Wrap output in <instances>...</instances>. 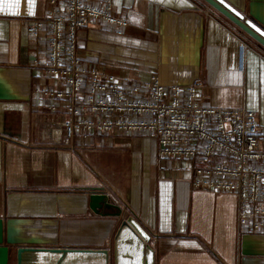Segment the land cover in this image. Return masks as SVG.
Masks as SVG:
<instances>
[{
  "label": "crops",
  "instance_id": "0c3cea01",
  "mask_svg": "<svg viewBox=\"0 0 264 264\" xmlns=\"http://www.w3.org/2000/svg\"><path fill=\"white\" fill-rule=\"evenodd\" d=\"M264 31V0H217ZM103 0L98 1L102 5ZM129 25L119 34L94 23L79 33L83 64L124 87L156 77L166 87L200 79L205 107L246 108L259 115L264 140V47L204 0H113ZM49 0H0V219L4 245L113 248L123 220L151 237L155 264H264V231L237 221L234 193L196 189L195 163L162 158L141 134L93 132L73 147L44 137L67 115L41 91L55 81L48 35L27 25ZM140 97L143 95H139ZM104 194L121 209L91 208ZM13 264V263H12Z\"/></svg>",
  "mask_w": 264,
  "mask_h": 264
},
{
  "label": "built area",
  "instance_id": "2783aa9c",
  "mask_svg": "<svg viewBox=\"0 0 264 264\" xmlns=\"http://www.w3.org/2000/svg\"><path fill=\"white\" fill-rule=\"evenodd\" d=\"M49 0L42 18L27 25L36 38L48 35L47 62L34 65L55 81L43 89L64 110L66 119L44 130V137L73 147L93 132L141 134L159 144L162 158L195 163L193 186L238 198L237 221L255 233L264 231V140L259 115L246 108L205 107L199 101L202 81L187 87L164 86L152 77L124 88L117 77L83 64L79 33L94 23L129 25L113 0ZM143 95V97L139 96Z\"/></svg>",
  "mask_w": 264,
  "mask_h": 264
},
{
  "label": "water",
  "instance_id": "95a60500",
  "mask_svg": "<svg viewBox=\"0 0 264 264\" xmlns=\"http://www.w3.org/2000/svg\"><path fill=\"white\" fill-rule=\"evenodd\" d=\"M217 12L264 47V31L250 20H242L217 0H204ZM91 208L118 209L108 214L120 217L121 209L107 201L104 194L91 195ZM151 237L134 217L122 221L113 248L19 247L15 252L4 245V227L0 219V264H155Z\"/></svg>",
  "mask_w": 264,
  "mask_h": 264
},
{
  "label": "rangeland",
  "instance_id": "374dc122",
  "mask_svg": "<svg viewBox=\"0 0 264 264\" xmlns=\"http://www.w3.org/2000/svg\"><path fill=\"white\" fill-rule=\"evenodd\" d=\"M216 11V10H215ZM233 24V23H232ZM234 25V24H233ZM235 27H237V26H235ZM237 29L239 30V31H241L238 27H237ZM244 33V32H243ZM246 35V37H249L247 34H245Z\"/></svg>",
  "mask_w": 264,
  "mask_h": 264
}]
</instances>
